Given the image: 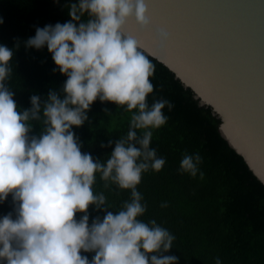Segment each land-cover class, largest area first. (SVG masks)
<instances>
[{
    "label": "clouds",
    "instance_id": "9594fccd",
    "mask_svg": "<svg viewBox=\"0 0 264 264\" xmlns=\"http://www.w3.org/2000/svg\"><path fill=\"white\" fill-rule=\"evenodd\" d=\"M68 8L70 21L37 27L25 41L27 48L47 46L67 76L63 96L50 90L42 103L33 95L31 108L19 110L5 83L14 50L0 44V201L11 194L17 214L0 218V264H178L177 256L166 254L175 236L154 219H140L147 210L137 190L142 174L158 172L166 163L150 147L153 130L167 122L162 110L173 107L164 99L149 105L155 66L140 41L124 30L133 16L150 24L148 5L145 0H78ZM158 35L166 40L169 33L159 29ZM97 99L130 113L126 136L108 141L114 149L106 162L82 152L72 131L88 120ZM33 121L41 125L39 135H30ZM200 163L199 153H186L179 170L195 177ZM97 173L131 191L115 213L105 195L93 191ZM89 206L104 211L103 218L89 224ZM77 213L84 215L76 219ZM82 252L95 255L90 261ZM215 264H221L218 257Z\"/></svg>",
    "mask_w": 264,
    "mask_h": 264
},
{
    "label": "trees",
    "instance_id": "16d2710c",
    "mask_svg": "<svg viewBox=\"0 0 264 264\" xmlns=\"http://www.w3.org/2000/svg\"><path fill=\"white\" fill-rule=\"evenodd\" d=\"M78 0H0V44L14 50L10 62L13 69L5 82L14 92L19 110L31 108L30 97L39 96L43 103L50 90L63 96L67 76L59 71L47 46L37 50L25 47L37 27L71 20L69 8ZM87 14L82 20H87ZM17 45H19L17 47ZM146 55V54H145ZM155 66L151 82L154 92L147 98L171 102L162 111L167 122L153 130L150 147L166 160L160 171L142 174L137 190L147 204L140 219L155 220L175 236L167 255L179 258L178 264H264V186L247 167L242 156L231 148L218 132L219 119L208 106L198 105L189 88L181 85L174 74L156 59L146 55ZM107 108L110 112L105 113ZM88 120L72 131L81 144V151L106 162L114 149L108 141L126 136L130 113L125 106L112 102H93ZM41 125L33 121L30 135H39ZM143 130H137L138 135ZM105 145V147H101ZM202 157L195 177L181 173L184 154ZM203 172V179L200 178ZM105 183L109 187H105ZM94 193H103L110 211H118L131 191L119 189L96 174ZM167 207H162V204ZM9 213L16 218V204L9 194L0 201V218ZM84 215L77 213L76 219ZM89 224L104 211L88 209ZM91 261L94 252L81 253Z\"/></svg>",
    "mask_w": 264,
    "mask_h": 264
},
{
    "label": "water",
    "instance_id": "95a60500",
    "mask_svg": "<svg viewBox=\"0 0 264 264\" xmlns=\"http://www.w3.org/2000/svg\"><path fill=\"white\" fill-rule=\"evenodd\" d=\"M124 30L167 67L264 186V0H145ZM169 33L166 40L158 30Z\"/></svg>",
    "mask_w": 264,
    "mask_h": 264
}]
</instances>
